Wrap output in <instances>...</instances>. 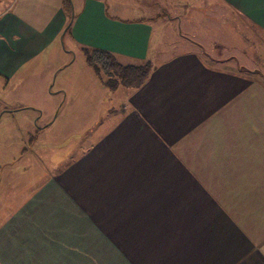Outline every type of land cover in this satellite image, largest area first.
Instances as JSON below:
<instances>
[{"label":"crops","instance_id":"1","mask_svg":"<svg viewBox=\"0 0 264 264\" xmlns=\"http://www.w3.org/2000/svg\"><path fill=\"white\" fill-rule=\"evenodd\" d=\"M217 1L264 41V0ZM180 5L134 0L113 15L107 0H0V264H264V83L220 55L216 27L211 42L208 26L166 15ZM176 19L195 42L167 40ZM162 38L183 49L156 62ZM59 41L152 67L140 86L108 89L83 57L113 101L24 187L12 166L58 105L46 85Z\"/></svg>","mask_w":264,"mask_h":264},{"label":"rangeland","instance_id":"2","mask_svg":"<svg viewBox=\"0 0 264 264\" xmlns=\"http://www.w3.org/2000/svg\"><path fill=\"white\" fill-rule=\"evenodd\" d=\"M81 1L73 0V3L77 5ZM172 1L181 4L178 8L180 12L168 13L166 15L171 20L175 16L183 19L186 17V22L174 20V24H171L175 25L178 30H166L168 34L166 35L167 40L180 42L181 37H185L195 42L196 39H191L186 32V28L180 29L182 22L185 26H190L189 30L191 33L199 31V24L203 28L206 25L211 30L216 27V39L218 42L224 43L220 45L223 51L221 54L218 51L216 52L214 49L218 48L219 45L215 47L213 44L202 45L203 49L206 52L220 54L223 57L231 56L232 60H230V63L232 65L236 64L238 68L252 71L254 73L253 77L264 83V41L259 39L256 35V30L245 19H242L239 14L236 16L228 9H225L223 3L221 4L217 0ZM131 3H134V0H107V4L109 5L108 12L113 15H120V13L116 12L118 4L128 5ZM200 9L202 12H198ZM166 10H164V13H166ZM188 10L190 11L186 12ZM140 16V13L133 11L130 15L122 17ZM204 16L207 17L206 20L209 22L204 19ZM177 24L179 25L178 28ZM209 28L203 31L207 34L209 40L213 42L214 37L212 35H214L213 32L215 33V31L208 30ZM165 41L166 39L162 38V45L153 46L151 50L153 52L152 57H154L153 59L156 62L183 49L180 43L171 45ZM63 43L64 41L57 43L56 48L58 49L55 52L61 53H55L54 62L58 65V70H54L49 76V82L47 78L48 84L46 85V95L56 100L58 105L50 116H47L45 113L39 116L38 124L40 126L43 125V128L40 129V133H38L32 142L25 145L28 147L31 143L30 147L33 152L27 156L25 155L23 158L16 159V162L12 166L16 171L25 172L19 178L22 182L21 185L24 187L27 184H35L46 169L57 166L58 163L64 160L67 154H73L76 149L75 143L83 131L88 129L96 119L103 117L105 109L113 101L109 91L102 96L97 90L92 89L89 74L92 70L85 65L80 53L68 52L67 43L64 45ZM113 76L112 74L111 76L102 74L99 77V81L112 80ZM117 87L123 89L124 85L118 83ZM97 114L98 116H96ZM95 116L97 117L96 119L94 118ZM51 120L53 122L49 126H46ZM18 189L15 188L14 193Z\"/></svg>","mask_w":264,"mask_h":264},{"label":"trees","instance_id":"3","mask_svg":"<svg viewBox=\"0 0 264 264\" xmlns=\"http://www.w3.org/2000/svg\"><path fill=\"white\" fill-rule=\"evenodd\" d=\"M70 24L71 19L69 18L66 31L69 30ZM81 52L86 65L93 70L98 78L102 74L114 75L112 80L108 79L103 82V85L109 89L116 88L118 83L126 87L140 86L146 80L152 67L148 60L139 65L120 64L111 52L102 49L81 47Z\"/></svg>","mask_w":264,"mask_h":264}]
</instances>
